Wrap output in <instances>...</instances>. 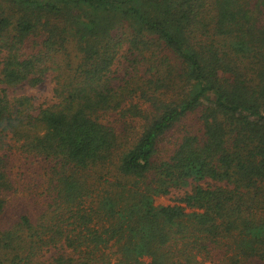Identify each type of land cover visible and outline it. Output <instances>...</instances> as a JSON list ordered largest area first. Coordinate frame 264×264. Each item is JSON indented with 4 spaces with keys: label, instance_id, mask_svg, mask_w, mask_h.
<instances>
[{
    "label": "trees",
    "instance_id": "trees-1",
    "mask_svg": "<svg viewBox=\"0 0 264 264\" xmlns=\"http://www.w3.org/2000/svg\"><path fill=\"white\" fill-rule=\"evenodd\" d=\"M49 71L46 106L9 90ZM6 137L51 172L0 264H195L223 240L264 264V0H0Z\"/></svg>",
    "mask_w": 264,
    "mask_h": 264
},
{
    "label": "rangeland",
    "instance_id": "rangeland-1",
    "mask_svg": "<svg viewBox=\"0 0 264 264\" xmlns=\"http://www.w3.org/2000/svg\"><path fill=\"white\" fill-rule=\"evenodd\" d=\"M124 59L117 58L111 67L112 74L120 73ZM54 72L49 71L44 77L42 83L36 86L20 84L10 87L12 94H23L32 98L34 107L46 106L53 101V81ZM134 127L129 131V135H135L141 130L139 122L133 123ZM3 145L0 147V155L4 154V175L9 182V187L0 192V197L4 200V209L0 215V237L5 228L16 226L22 214H28L33 218H39L42 209L46 205L45 193L48 187V177L50 176V163L45 162L39 157H32L29 153L19 148V143L14 142L9 137L4 138ZM210 184H212L210 182ZM205 185V183H203ZM185 189H173L168 194L155 197L156 205L173 204L176 197H180ZM44 222V223H43ZM47 225V221H43ZM231 244V243H230ZM59 246V243L56 245ZM57 247L42 246L34 255L33 260L48 262L50 257L59 250ZM233 247L229 246L228 241L223 240L221 245L212 249L208 254L202 253L196 256L195 264H259L255 259L242 258L240 255L235 256ZM235 253V254H234ZM6 257V250L0 245V259ZM239 262H235L234 259ZM144 264H148L151 259L143 257ZM194 264V263H193Z\"/></svg>",
    "mask_w": 264,
    "mask_h": 264
}]
</instances>
